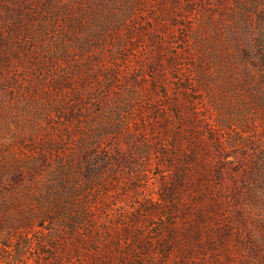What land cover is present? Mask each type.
<instances>
[{"label":"rangeland","instance_id":"rangeland-1","mask_svg":"<svg viewBox=\"0 0 264 264\" xmlns=\"http://www.w3.org/2000/svg\"><path fill=\"white\" fill-rule=\"evenodd\" d=\"M45 1L0 77V264H264V195L239 221L218 183L204 252L155 203L194 115L209 161L264 163V0Z\"/></svg>","mask_w":264,"mask_h":264},{"label":"trees","instance_id":"trees-1","mask_svg":"<svg viewBox=\"0 0 264 264\" xmlns=\"http://www.w3.org/2000/svg\"><path fill=\"white\" fill-rule=\"evenodd\" d=\"M48 7L50 5L45 0H0L1 78L4 72L11 68L8 49L14 45V41L17 47L21 35L28 36L32 32L35 25L34 16L38 15L39 10H46ZM27 53L26 51L24 55L17 54L18 57L12 61L22 62ZM155 57L161 62L160 57L157 55ZM194 116L189 123L194 135L193 150L188 151L186 161H177L178 156L165 155L170 161L159 163L162 172L158 176L162 181L158 187L160 197L155 203L169 212L168 217L173 216L174 220H178L176 216H181L186 230L184 239L188 242V238L197 241L204 252L205 244L212 247L213 239L218 237L226 239L229 232V228L222 223V196L216 193L217 184L228 182L230 186L228 193L235 206V215L239 221H247L245 211L251 204L249 202L257 205L264 195V163L256 161L252 165L248 161H209L200 146L203 139H206L204 129L197 115ZM163 124L165 126L166 123ZM209 127L212 133L219 134L212 125L209 124ZM179 144L177 142L176 150L179 149ZM216 146L217 151L223 153L225 146L220 134ZM170 237L174 241L179 238L173 232L170 233ZM206 237L207 243H204L203 239Z\"/></svg>","mask_w":264,"mask_h":264}]
</instances>
